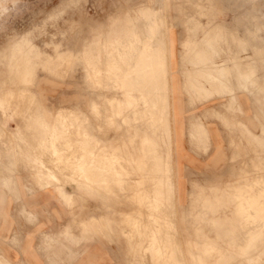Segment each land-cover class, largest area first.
Here are the masks:
<instances>
[{
	"label": "crops",
	"instance_id": "obj_1",
	"mask_svg": "<svg viewBox=\"0 0 264 264\" xmlns=\"http://www.w3.org/2000/svg\"><path fill=\"white\" fill-rule=\"evenodd\" d=\"M255 1L253 0L254 11H257L261 9V7L257 5L258 0ZM210 2L211 4L213 2L212 5L214 8H211L210 6L212 5H209L207 9L211 8L216 11V1L210 0ZM167 7L168 0H166V12ZM146 8L147 6L144 5L142 11ZM146 10H148V8ZM210 10H208V15L211 16L212 24L201 33H199V31L198 33L195 32L193 35L190 34L183 40L180 36L179 29H177L179 27L175 28L176 30L173 32L172 37L170 29H168L167 62H164L166 59L164 56H161L162 54H166L165 51L164 53L162 52V54L152 52L154 50L153 46L158 45L159 48L162 49L164 46L162 45L164 43L163 39L159 38L163 36L162 33L165 32L163 23H167L164 13L161 15L159 14L163 18L165 17L161 19L162 22L159 20L160 16H156L158 11L151 10L148 12L146 11V13L143 11L144 20L137 19V23L134 22L136 24H132L131 22L129 26L125 25V28L123 26L124 33H118L116 30V33H110L106 38V59L110 61L107 63L110 67V71L112 66L111 60L114 57H118L121 54L123 57H130L135 53L136 45L140 44L142 46L140 50L142 56H140V58L138 57L139 60L137 62L140 66V70L137 68V70H135L136 73L134 72L135 74L130 78L131 80H127L131 83V87L136 85V89L142 92L139 98L134 97L137 101H141V104L139 102L138 106V103L131 99L133 98L132 96L130 97L131 94H126V100L123 101L110 97V102L117 104L121 110L124 108L123 105L129 108L138 106L141 110L136 113L134 112L135 115L133 120H140L143 122L146 120V122H144L145 127H143L141 133H139V127H136V135L134 137L137 136L139 138V148L138 155L134 157V160L141 175L139 178H136L138 188L136 189L137 194L135 195L138 203L145 206L147 211L143 212V208H140L138 214L124 213L126 215L124 220L127 221L132 228H130L131 230H125L126 232L122 229L121 231L128 243H130V251L134 252L135 250H140L142 247H146V253L151 251L154 258L153 264H160L158 263L160 250L162 252V257L165 254L162 249L155 244L156 235L152 233L145 218L149 221H155L158 224L156 229L158 232L160 231L158 228L160 227L159 219L162 216L159 210V195L161 192L159 180L162 179L159 171L167 169V166L170 164V178L172 181V150L174 166L176 168L175 181L177 182L178 192L183 195L184 200L187 195L192 193V185L194 183L203 185L207 179L208 172L213 169L215 170L216 176L222 177L225 183H228L229 180H233L234 177L238 179L239 185L235 186L237 192L251 193V196L246 199L248 207L243 204L241 207H239V205L237 206V210L242 211L244 217L248 219L254 218V213H247L250 205L252 206L251 209L254 208L264 212V62L260 64L263 66V72L261 91H258L255 86L254 61V59L264 60V54L261 52V50H263L262 44L264 46V38L262 37L260 39L255 35L253 36L255 15L252 4L250 10L248 7L246 11H241V13L237 12L234 17L237 19L236 24L229 27L221 23L218 25L214 24L212 20H214L216 14H214V12L213 15L210 14L212 13ZM201 12L205 13V11ZM147 13H150L151 16L149 14L147 15ZM143 21L148 23L145 25ZM157 21H160L162 24L159 23L162 26ZM140 22L145 25L141 30L139 29V27H142ZM149 23L151 27L148 26ZM137 24L140 26L138 27ZM217 26H219V28ZM147 27L150 29L156 27L158 29L157 33L159 37H156H158L159 41L162 40V44L158 43V40H154L156 42V44H154L155 42L152 41L154 37L153 34L148 33L152 31H150L149 28L146 31L145 28ZM159 28L161 31L163 29V31L161 32ZM138 30L141 32L138 33ZM142 32H144V36L146 35L145 37L139 36L143 35ZM159 32H161L162 35H160ZM225 35H227V38ZM210 36L217 41L211 39ZM221 39H223V41ZM226 39H228V42ZM87 40L89 39L87 38L85 41ZM147 40L150 42L146 43L145 41ZM213 42L214 45L212 44ZM26 44H32L34 51L37 52V56L39 57L38 61H36V71L39 65L42 66L43 69L53 70L52 65L57 60L66 59L73 55L72 52H70L71 50L67 51L65 49L57 50L56 55L46 53L35 43L30 33H23L13 39L8 51L0 52V61L7 67L10 74L8 80L10 81L30 82L34 79L36 73L35 67L32 66V61L36 59L32 60L31 51L28 48L25 49ZM219 45H221V47L220 49L218 48V53L220 50L221 51L219 54L220 57L217 59V57L215 58V54L217 53V46L219 47ZM123 48L125 50H123ZM147 49H150V51ZM83 50L84 48L81 50V54ZM213 51L215 52L213 53ZM160 56L163 57L164 60ZM145 58L149 62H147ZM155 58H158V64H162L157 65ZM123 60H125L126 63V59L124 58ZM128 60H131V58ZM225 61L226 63L222 65ZM150 67L156 69L152 71ZM161 67L162 69L160 72L159 70ZM126 69H128L127 66L125 71ZM155 70L159 71V73L156 71L159 76L157 73L155 74ZM33 71L34 75L32 76ZM142 72L146 74L144 75ZM165 74L167 76H165ZM156 75L158 79H156ZM134 76L138 79H133ZM160 76L164 79L163 83L161 82L162 78ZM144 77L148 80L146 81ZM148 77L151 81H149L150 79ZM155 79H160L159 84ZM139 80L140 82H138ZM0 81L4 82L3 79H0ZM148 81L150 83H148ZM159 85H164L162 88L164 91L161 90ZM140 86L146 91L144 92ZM17 87L21 93L25 91V88L22 86ZM1 88V93L3 94H0V139L6 135V123L4 118L7 115L8 109L13 105L11 97L16 90L10 87ZM149 91L152 92L150 93ZM169 91L172 138L171 132L169 131L171 130V121L165 117L169 105ZM139 92L136 91L134 93ZM148 97L150 100H148ZM166 99H168V101ZM92 100L93 99H91V106L93 107L94 101ZM166 101L168 103H166ZM162 113H165V116H163ZM136 114L139 116L137 117ZM74 115H80L82 119L88 121L87 126L90 130V138H94L93 135L98 126L91 124L88 117L82 113L75 112ZM29 117H31V125L24 126L20 124L15 129L11 130V135L18 140L24 141L25 144H29V137L35 140L33 144L31 143L30 147L24 150V154L28 157L30 164L33 166L32 169L35 171L37 182L40 187L29 180L30 171L27 170L19 171L13 175L8 172L6 174H0L1 177H12L14 179L13 186H8L7 188L0 187V264H123L120 260H123V251L126 253V245L124 247L119 245L117 252L114 248L107 246L104 241L98 238L92 240L84 239L85 235L82 234V231L83 233L89 231V226L94 225L95 227H100L98 225L96 226V221L105 217V215H91L89 221H83V219L80 222L82 230L78 229L76 224H74L72 213L77 210L70 206L74 201V191H72L69 186H65L59 173H57L60 171L57 169L62 162L66 163V165L72 169L74 161H68L69 158H64L66 154H70L69 151H64V148L65 145H73L76 143V140L72 143L70 139L61 138L64 129L62 122L54 123L40 112L33 113L29 115ZM153 117H155L157 121L154 120ZM161 127L166 128L167 139L165 132L164 136H158L155 131L156 128L159 129ZM152 129H154V131H151ZM117 138L118 136L112 137L106 142V186H108L111 181H115L118 182L122 188H125V185L122 183L124 182L127 184L129 181L128 177L123 176L121 170V168L124 167L120 161V158H122L120 155L122 148L116 143ZM115 149L119 151L115 152ZM56 152L60 153L58 157L56 156ZM46 154L50 155L49 162L43 157V155ZM234 157H238L237 160L239 161L233 163ZM148 163L151 164V166ZM255 163H257L259 168H262L261 174L260 170H258L259 172H257L258 174L256 175ZM72 172L73 173L68 175L67 178H70L77 187L88 192H94L100 197L102 196L98 191L85 188L83 185L84 182L80 181L81 177L75 176L73 170ZM108 173L110 175L109 177L107 176ZM255 177L258 178L259 182L260 177H262L261 196H252L255 193L254 190H252L254 188ZM145 179L151 181L152 187L145 189L140 187ZM3 183L4 185H9L8 181L5 179ZM162 193L164 194L165 191ZM256 193H260V189L256 191ZM184 206H186L185 202ZM114 220L115 218L113 216H106V228L110 230V232L114 229L111 225ZM135 236L138 238V243L134 245L135 241L132 240ZM226 240L227 239H225V241ZM145 241L147 245H144ZM152 241L154 243H152ZM237 241H239V239H237Z\"/></svg>",
	"mask_w": 264,
	"mask_h": 264
},
{
	"label": "rangeland",
	"instance_id": "obj_2",
	"mask_svg": "<svg viewBox=\"0 0 264 264\" xmlns=\"http://www.w3.org/2000/svg\"><path fill=\"white\" fill-rule=\"evenodd\" d=\"M161 1L0 0V52L8 51L10 43L19 35L30 33L35 43L46 53L56 55L57 50L65 49L71 50L70 52L73 54L66 59L57 60L52 65L53 70L43 69L39 65L36 71V61L39 57L34 51L33 45L26 44L25 49L28 48L31 51L32 60L36 59L32 61L36 74L30 82L8 80L10 74L6 65L0 61V79L4 80V82L0 81V94H3L1 87L16 89L11 97L13 105L8 109L4 118L6 135L0 139V174L8 172L13 175L19 171L27 170L30 171L29 180L40 187L35 171L32 169L33 166L24 154V150L30 147L35 140L29 137V144H25L24 141L14 138L11 135V130L20 124L30 126L31 117L29 115L39 112L54 123L62 122L64 129L61 138L70 139L72 143L76 140V143L65 145L64 148V151L70 152L64 158H69L68 161H74L72 169L64 162L60 163L57 169L60 171L58 173L65 186H69L74 191V201L70 205L77 210L72 213L74 224L82 230L80 222L83 219V221H89L91 215H105L96 221V225L99 224L100 227L89 226V231L86 233L82 231V234L85 235L84 239L98 238L104 241L107 246L114 248L117 252L119 245L122 247L126 245V253L123 251L126 257L123 255V260H120L123 264H153L154 262L151 252H145L146 247H142L136 252L130 251L129 243L121 231V229L125 231L131 228L128 222L124 220L125 214H138L140 208H143V212L147 211L145 206L138 203L135 195L138 188L136 178L141 175L134 160V157L138 155L139 148V138L134 137L136 127H139V133H141L146 120L144 122L133 120L135 113L141 110L138 107L141 101H137L134 97L139 98L141 93L131 87V83L127 81L131 80L130 78L136 73L137 68L139 70L140 66L137 62L142 54L140 52L141 45H136V51L131 53L130 57H123L122 54L114 57L111 60L110 71V67L107 65L110 61L106 59V38L110 33H116V30L118 33H124L123 26L125 28V25L129 26L131 22L136 24L137 19L144 20L143 12H141L144 5L148 9H156L160 15L163 11L167 20V23H164L165 32H163L166 47L162 49L156 45L151 51L160 54L165 51L166 54H162V56L168 61V29H170L172 37L175 28L179 27L177 29L180 31V36L185 40L188 35H193L198 31L201 33L212 24L207 10L210 3L207 0H168L167 12L166 0ZM215 1L217 8L216 11H212L216 15L212 21L214 24L221 23L227 27L236 24L237 19L234 17L237 12L246 11L248 7L250 10L252 4L255 15L253 36L264 38V0L257 1V5L261 7L257 11H254L253 0ZM200 11H205V13ZM151 29L153 33L150 34L154 36L152 41L157 40L158 29L156 27ZM87 38L89 40L85 41ZM262 48L261 52L264 54L263 44ZM219 54L220 51L215 54V58L218 59ZM256 57L258 56L256 55ZM129 58L131 60H128ZM254 61L255 86L256 90L261 91L263 66L260 64L264 60L254 59ZM126 66L128 69L125 71ZM33 75L34 71L32 72ZM17 86H22L25 91L21 93ZM136 91L139 93H134ZM126 94H131L130 97H133L131 99L138 103V106L129 108L123 105L122 111L118 105L110 102V97L122 101L126 100ZM168 95L169 105L166 110V117L171 121L170 91ZM91 99L94 101L93 107L91 106ZM143 106L145 107L144 104ZM75 112L87 116L91 124L98 126L95 129L94 138H90L88 121L82 119L80 115H74ZM162 115L165 116V113ZM136 116L139 115L136 114ZM155 131L158 136H164L165 132L167 139L166 128H156ZM170 132L172 138V121ZM115 136H118L116 143L122 148L120 161L124 167L121 170L123 176L128 177L129 181L127 184L122 183L125 188H122L115 181H111L106 186V142ZM118 151L115 149V152ZM58 154L60 155L56 152L57 157ZM43 157L48 162L50 161L49 154L43 155ZM237 158H233V163L239 161ZM172 164V181L170 164L167 169L159 171L162 179L159 182L161 190L159 210L162 216L159 219L160 227L158 228L160 231L155 229L158 225L155 221H149L145 218L152 233L156 235L155 244L165 254L162 257L160 251L158 262L160 264H264V212L251 209L252 206L250 205L247 213H254V218L248 219L243 216L242 211L237 210L238 205L241 207L243 204L248 207L246 199L251 196V193L237 192L235 186L239 185L238 179L234 177L233 180L225 183V180L220 176L217 177L215 170L212 169L208 172L204 184L194 183L192 193L187 195L184 200L183 195L178 192L175 181L176 168L173 150ZM72 170L75 176L81 177L80 180L84 182L85 188L98 191L102 196L77 187L70 178H67L73 173ZM255 170L256 175L258 170H260V174L262 173V168H259L257 163H255ZM107 176H110L109 173ZM4 179L8 181L9 185H4ZM13 185L14 179L12 177L0 176V187L7 188ZM140 187L144 189L152 187L151 181L143 180ZM261 187L262 177H260V182L255 177L254 188L252 189L255 193L252 196H261ZM259 189L260 193H256ZM184 202L186 206H184ZM106 216L115 218L111 223L114 228L111 232L106 228ZM225 239L227 240L225 241ZM132 241H135V245L138 243V238L135 236ZM154 242L152 241V243ZM146 244L145 241L144 245Z\"/></svg>",
	"mask_w": 264,
	"mask_h": 264
},
{
	"label": "bare ground",
	"instance_id": "obj_3",
	"mask_svg": "<svg viewBox=\"0 0 264 264\" xmlns=\"http://www.w3.org/2000/svg\"><path fill=\"white\" fill-rule=\"evenodd\" d=\"M154 1H155V0H154ZM158 1H159V0H158ZM160 1H161V0H160ZM162 1H163V0H162ZM162 1H161V2H162ZM254 1H255V0H254ZM151 2H152V1H151ZM208 2L210 3V5L213 4V2H212V4H211L210 0H209ZM255 2H256V1H255ZM163 3H164V2H163ZM150 4H151V3H150ZM160 4H161V3H160ZM160 4H159V5H160ZM157 5H158V4H157ZM163 5L165 6V4H163ZM160 7H161V6H160ZM210 7H211V8H214L213 5L210 6ZM161 8H164V7H161ZM146 9H147V8H146ZM146 9L143 10V11H145V13H146V11H147V12H148V11H151V9H150V10H149V9L146 10ZM164 9H165V8H164ZM203 9H204V8H203ZM155 10H156V9H155ZM155 10H154V11H155ZM162 10H163V9H162ZM207 10H209V9H207ZM211 10H214V9H211ZM211 10H210V12H212V13H210V14L213 15V12H214V11H211ZM215 10H216V9H215ZM139 11H140V10H139ZM143 11H142V12H143ZM154 11H153V13H154ZM156 12H157V11H156ZM156 12H155V13H156ZM200 12H201V11H200ZM203 12H204V11H203ZM208 12H209V11H208ZM153 13H152V17H153ZM160 13H161V10H160ZM162 13H163V11H162ZM148 14L151 16L150 13H147V15H148ZM203 14H204V13H203ZM214 14H215V13H214ZM143 15H144V12H143ZM157 15L160 16V15H159V12H158V14H156V16H157ZM152 17H151V18H152ZM210 17H211V16H210ZM154 18H155V17H154ZM164 18H165V17H164ZM164 18L160 16L159 20L164 19ZM155 19H156V18H155ZM257 19H258V18H257ZM259 20H260V19H259ZM161 21H162V20H161ZM157 22L159 23L160 21H157ZM162 22H163V21H162ZM164 22H165V20H164ZM143 23L146 25V23H148V22L145 23V22L143 21ZM155 23H156V22H155ZM160 23H161V22H160ZM160 23H159V24H160ZM132 24H133V23H132ZM139 24H140V23H139ZM139 24H137L138 27L142 24V22H141L140 25H139ZM144 24L141 25V26H142L141 28L139 27L140 30H141L143 27H145ZM152 24H153V23H152ZM161 24H162V23H161ZM161 24H160V25H161ZM163 24H164V23H163ZM217 25H218V24H217ZM148 26L151 27L150 23H149ZM161 26H162V25H161ZM159 27H160V26H159ZM217 27L219 28V26H217ZM148 28H149V27L145 28L146 31L148 30ZM135 29H136V27H135ZM135 29H134V30H135ZM159 29H160V28H159ZM210 29H211V28H210ZM221 29H222V28H221ZM132 30H133V29H132ZM149 30L151 31L150 28H149ZM143 31H144V29H143ZM160 31H161V29H160ZM162 31H163V29H162ZM162 31H161V32H162ZM164 31H165V30H164ZM211 31H212V30H211ZM218 31H219V30H218ZM218 31H217V32H218ZM136 32H137V31H136ZM140 32H141V31L138 30V33H140ZM144 32H145V31H144ZM144 32H142L143 35H139V36H141V37L144 36ZM157 32H158V31H157ZM161 32H159L160 35L163 34V33L161 34ZM217 32H216V33H217ZM148 33H153V32H148ZM205 33H206V32H205ZM136 34H137V33H136ZM146 34H147V32H146ZM222 34H223V33H222ZM136 36H138V35H136ZM145 36H146V35H145ZM145 36H144V37H145ZM188 36H189V35H188ZM225 36H226V38H227V35H225ZM231 36H232V35H231ZM249 36H250V35H249ZM158 37H159V35H158ZM158 37H157V38H158ZM162 37H163V36H160L159 38H160V39H163V41H164V38H162ZM210 37H211V36H210ZM220 37H221V35H220ZM155 38H156V37H155ZM223 38H224V37H223ZM232 38H233V37H232ZM205 39H206V37H205ZM208 39H209V38H208ZM211 39H215V38H212V37H211ZM211 39H210V40H211ZM224 39H225V38H224ZM233 39H234V38H233ZM233 39H230V40H233ZM260 39H261V38H260ZM150 40H152V39H150ZM157 40H158V41H157ZM157 40H156V41H157L158 43H161V41H162V40L159 41V39H157ZM188 40H189V39H188ZM210 40H207V41H210ZM221 40L223 41V39H221ZM226 40H227V42H228V39H226ZM140 41H141V40H140ZM214 41H217V40L215 39ZM219 41H220V40H219ZM222 41H221V43H222ZM145 42L147 43L148 40L145 41ZM145 42H144V44H145ZM149 42H150V41H149ZM149 42H148V43H149ZM154 42H155V41H154ZM229 42H230V41H229ZM135 43H136V42H135ZM152 43H153V42H152ZM158 43H157V44H158ZM162 43H163V42H162ZM162 43H161V44H162ZM165 43H166V42H164L162 45H164ZM210 43H211V42H210ZM210 43H209V44H210ZM218 43H219V42H218ZM230 43H231V42H230ZM117 44H118V43H117ZM130 44H131V43H130ZM130 44H129V45H130ZM141 44H142V43H141ZM154 44H156V42H155ZM161 44H159V45H161ZM212 44L214 45V42H213ZM226 44H228V43H226ZM145 45H146V44H145ZM145 45H144V46H145ZM151 45H152V44H151ZM162 45H161V46H162ZM205 45H206V40H205ZM216 45H218V44H216ZM224 45H225V44H224ZM122 46H123V45H122ZM125 46H126V45H125ZM138 46H139V45H138ZM157 46H158V45H157ZM164 46H165V45H164ZM164 46H163V48H164ZM196 46H197V45H196ZM210 46H211V45H210ZM127 47H128V46H127ZM147 47H149V46H147ZM155 47H156V46H155ZM158 47H159V46H158ZM165 47H166V46H165ZM212 47H213V46H212ZM214 47H215V46H214ZM220 47H221V45H219V47L217 46V53H218V50L220 49ZM228 47L230 48L229 45H228ZM20 48H22V47H20ZM150 48H151V47H150ZM218 48H219V49H218ZM222 48H223V47H222ZM141 49H142V46H141ZM143 49H144V48H143ZM151 49H152V48H151ZM155 49H156V48H155ZM193 49H194V48H193ZM215 49H216V48H215ZM215 49H214V50H215ZM230 49H231V48H230ZM123 50H124V48H123ZM147 50H150V49H147ZM18 51H19V50H18ZM20 51H21V50H20ZM220 51H221V50H220ZM144 52H145V50H144ZM157 52H158V51H157ZM214 52H215V51H213V53H214ZM163 53H164V52H163ZM196 53H197V52H196ZM204 53H206V52H204ZM217 53H216V54H217ZM233 53H234V52H233ZM157 54H160V53H157ZM157 54H155V55H157ZM144 55H145V54H144ZM146 55H147V54H146ZM151 55H152V54H151ZM155 55H154V56H155ZM141 56H142V55H141ZM152 56H153V55H152ZM158 56H159V55H158ZM161 56H162V55H161ZM161 56H160V57H161ZM198 56H199V55H198ZM198 56H197V57H198ZM232 56H233V55H232ZM255 56H256V55H255ZM147 57H148V56H147ZM150 57H151V56H150ZM155 57H156V56H155ZM207 57H208V56H207ZM210 57H211V56H210ZM210 57H209V59L211 60L212 57H211V58H210ZM229 57H230V56H229ZM135 58H136V57H135ZM158 58H159V57H158ZM158 58H157V59H158ZM161 58H163V57H161ZM226 58H227V57H226ZM149 59H150V58H149ZM157 59L155 58V60H156V62H157V65H161L162 63L158 64L159 62L157 61ZM165 59H166V58H165ZM227 59H228V58H227ZM239 59H240V58H239ZM145 60H146V58H145ZM150 60H151V59H150ZM159 60H160V59H159ZM163 60H164V58H163ZM203 60H204V59H203ZM212 60L214 61L213 58H212ZM146 61L149 62L148 60H146ZM151 61H152V60H151ZM151 61H150V63H151ZM213 61H212V62H213ZM233 61H234V60H233ZM153 62H154V61H153ZM156 62H155V64H156ZM160 62H161V60H160ZM164 62H167V60H165ZM214 62H215V61H214ZM227 62H228V60H227ZM150 63H149V64H150ZM199 63H201V62H199ZM199 63H198V64H199ZM224 63H226V61L223 62L222 65H224ZM155 64H154V66H155ZM164 64H165V63H164ZM114 65H115V64H114ZM146 65H147V63H146ZM210 65H211V63H210ZM148 66H150V65H148ZM154 66H153V67H154ZM163 66H164V65H163ZM200 66H201V65H200ZM212 66H213V65H212ZM216 66H217V65H216ZM164 67H166V66H164ZM222 67H224V66H222ZM103 68H104V67H103ZM150 68H151V67H150ZM157 68H158V67H157ZM245 68H246V67H245ZM92 69H93V68H92ZM151 69H152V68H151ZM154 69H156V68H154ZM154 69H152V71H153ZM161 69H162V67H161L160 70H159L160 72H161ZM165 69H166V68H165ZM207 69H208V68H207ZM224 69H225V68H224ZM136 70H137V69H136ZM139 70H140V69H139ZM166 70H167V69H166ZM166 70H165V71H166ZM201 70H202V69H201ZM205 70H206V69H205ZM217 70H218V69H217ZM220 70H221V69H220ZM227 70H228V69H227ZM238 70H239V69H238ZM150 71H151V70H150ZM156 71L159 73L158 70H155V71H154L155 74L157 73ZM163 71H164V69H163ZM223 71H224V70H223ZM223 71H222V72H223ZM240 71H241V70H240ZM242 71H243V70H242ZM138 72H139V71H138ZM143 72H144V71H143ZM143 72H142V73H143ZM220 72H221V71H220ZM220 72H219V74H220ZM226 72H227V71H226ZM142 73H141V74H142ZM158 73H157V75H158ZM165 73H166V72H165ZM212 73H213V72H212ZM228 73H229V72H228ZM143 74H144V73H143ZM145 74H146V73H145ZM145 74H144V75H145ZM223 74H224V73H223ZM223 74H222V75H223ZM225 74H226V73H225ZM138 75H139V73H138ZM147 75H148V74H147ZM147 75H146V76H147ZM157 75H156V77H157L156 79H158V76H159V75H158V76H157ZM160 75H161V74H160ZM162 75H163V74H162ZM201 75H202V74H201ZM220 75H221V74H220ZM228 75H229V74H228ZM246 75H247V74H246ZM139 76H140V75H139ZM165 76H167V75L165 74ZM249 76H250V75H249ZM160 77H161V76H160ZM163 77H164V75H163ZM242 77H243V76H242ZM112 78H113V77H112ZM144 78H145V77H144ZM148 78H149V77H148ZM152 78H153V76H152ZM161 78H162V77H161ZM250 78H251V77H250ZM134 79H136V78L134 77ZM137 79H138V78H137ZM145 79H146V78H145ZM145 79H144V80H145ZM149 79H150V78H149ZM156 79H155V80H156ZM225 79H226V78H225ZM118 80H119V79H118ZM147 80H148V79H146V81H147ZM163 80H164V79L162 78V79H161V82H162V83L164 82ZM253 80H254V78H253ZM149 81H151V79H150ZM149 81H148V83H150ZM156 81H158V84H159L160 79H159V80H156ZM165 81H166V80H165ZM167 81H168V80H167ZM244 81H245V80H244ZM138 82H140V80H139ZM144 82H145V81H144ZM161 82H160V84H161ZM248 82H249V81H248ZM148 83H147V84H148ZM153 83H154V82H153ZM156 83H157V82H156ZM145 84H146V83H145ZM243 84H244V83H243ZM245 84H246V83H245ZM142 85H143V84H142ZM135 86H136V85H135ZM135 86H134V88L136 89L137 86H136V87H135ZM163 86H164V85H162V86L159 85V87L161 88V90L164 91V89H162ZM141 87H142V86H140V88H141ZM144 87H145V86H144ZM147 87H149V86H147ZM151 87H152V86H151ZM157 87H158V86H157ZM157 87H155V88H157ZM140 88H139V89H140ZM160 88H159V89H160ZM141 89L143 90V88H141ZM159 89H157V90H159ZM166 89H167V87H166ZM136 90H138V89H136ZM147 90H148V89H147ZM157 90H156V92H157ZM139 91H140V90H139ZM143 91L145 92L146 90H143ZM152 91H153V90H152ZM152 91H149V92L151 93ZM163 91H161V92L164 93ZM130 92H131V91H130ZM158 92H159V91H158ZM161 92H160V94H161ZM140 93H142V92L140 91ZM166 93H167V92H166ZM153 94H154V93H153ZM156 94H157V93H156ZM151 97H152V95H151ZM146 99H147V98H146ZM146 99H145V100H146ZM154 99H155V98H154ZM16 100H17V99H16ZM148 100H150L149 97H148ZM166 100L168 101V99H166ZM167 101H166V103H168ZM131 103H132V102H131ZM133 103H134V102H133ZM152 103H153V98H152ZM19 104H20V103H19ZM116 105H117V104H116ZM131 105H132V104H131ZM133 105H134V104H133ZM153 105H154V104H153ZM162 105H163V104H162ZM163 106H164V105H163ZM166 106H167V105H166ZM146 107H148V106H146ZM149 107H150V106H149ZM151 108H152V106H151ZM12 109H13V108H12ZM150 110H151V109H150ZM155 110H156V109H155ZM165 110H166V109H165ZM147 111H148V110H147ZM151 111H152V110H151ZM153 111H154V110H153ZM18 112H19V111H18ZM145 113H146V112H145ZM149 113H150V111H149ZM152 113H153V112H152ZM152 113H151V114H152ZM154 114H155V113H154ZM154 114H153V115H154ZM156 114H157V113H156ZM153 115H151V116H153ZM141 116H142V115H141ZM165 117H166V116H165ZM145 119H146V118H145ZM153 119L156 120L155 117H153ZM137 121H138V120H137ZM156 121H157V120H156ZM152 122H153V121H152ZM165 124H166V123H165ZM155 125H156V123H155ZM155 125H154V126H155ZM168 126H169V124H168ZM71 129H72V128H71ZM167 129H168V128H167ZM2 130H3V129H2ZM2 130H1V131H2ZM169 131H170V130H169ZM146 141H147V140H146ZM143 145H144V144H143ZM147 145H148V144H147ZM49 146H50V145H49ZM51 146H52V145H51ZM146 147H147V146H146ZM71 150H72V149H71ZM76 152H77V151H76ZM65 154H66V153H65ZM76 154H77V153H76ZM153 154H154V153H153ZM153 154H152V155H153ZM85 155H86V154H85ZM77 156H78V155H77ZM103 156H104V155H103ZM149 156H151V155H149ZM4 157H5V156H4ZM101 157H102V156H101ZM11 159H12V158H11ZM147 159H149L148 156H147ZM86 160H87V158H86ZM151 160H152V158H151ZM56 161H57V160H56ZM61 162H62V161H61ZM75 162H76V160H75ZM150 163H151V162H150ZM55 164H56V162H55ZM96 164H97V163H96ZM148 164H149V163H148ZM59 165H60V164H59ZM98 165H99V164H98ZM124 165H125V164H124ZM149 165L151 166V164H149ZM49 166H50V165H49ZM57 166H58V165H57ZM142 166H144V165H142ZM145 166H146V165H145ZM147 166H148V165H147ZM150 166H149V167H150ZM53 167H54V166H53ZM58 167H59V166H58ZM68 167H69V166H68ZM172 167H173V166H172ZM40 168H41V167H40ZM90 168H91V167H90ZM124 170H125V169H124ZM151 170H152V169H151ZM43 171H44V170H43ZM89 171H91V170H89ZM149 171H150V170H149ZM149 171H148V173H149ZM96 172H97V171H96ZM172 172H173V170H172ZM57 173H58V172H57ZM100 174H101V173H100ZM100 174H99V175H100ZM168 174H169V173H168ZM78 175H79V174H78ZM153 175H154V174H153ZM42 177H43V176H42ZM52 177H53V176H52ZM86 178H87V177H86ZM61 179H62V178H61ZM87 179H88V178H87ZM90 179H92V178H90ZM80 181H81V180H80ZM96 181H97V180H96ZM159 181H160V180H159ZM39 182H40V181H39ZM57 183H58V182H57ZM152 183H153V182H152ZM144 186H145V185H144ZM155 191H156V190H155ZM155 193H156V192H155ZM142 195H143V194H142ZM144 195H145V194H144ZM138 196H139V195H138ZM144 198H145V197H144ZM146 199H147V198H146ZM144 200H145V199H144ZM152 200H153V199H152ZM145 202H146V201H145ZM154 204H155V203H154ZM149 205H150V204H149ZM243 214H244V213H243ZM131 216H132V215H131ZM129 218H130V217H129ZM144 218H145V216H144ZM158 219H159V218H158ZM238 220H239V219H238ZM107 221H108V220H107ZM261 222H262V221H261ZM139 223H140V222H139ZM248 223H249V222H248ZM98 225H99V224H98ZM144 225H145V224H144ZM96 226H97V225H96ZM256 227H257V226H256ZM131 228H132V227H131ZM258 228H259V227H258ZM155 229H156V228H155ZM129 230H130V229H129ZM262 230H263V229H262ZM125 232H126V231H125ZM136 232H137V231H136ZM148 232H149V231H148ZM150 232H151V231H150ZM127 233H128V232H127ZM137 233H138V232H137ZM125 234H126V233H125ZM138 235H139V234H138ZM71 236H72V235H71ZM147 236H148V234H147ZM150 236H151V235H150ZM138 237H139V236H138ZM139 238H140V237H139ZM129 240H130V239H129ZM178 240H179V239H178ZM129 242H130V241H129ZM148 242H149V241H148ZM129 244H130V243H129ZM151 244H152V243H151ZM146 245H147V244H146ZM131 246H132V245H131ZM133 246H134V245H133ZM148 247H149V246H148ZM144 248H145V247H144ZM144 248H143V249H144ZM213 248H214V247H213ZM254 249H255V248H254ZM135 251H137V250H135ZM135 251H134V252H135ZM160 251H161V250H160ZM147 252H148V251H147ZM150 252H151V251H150ZM155 254H156V253H155ZM154 256H155V255H154ZM159 256H160V255H159ZM159 258H160V257H159ZM184 258H185V257H184ZM153 259H154V258H153ZM162 262H163V261H162ZM183 262H184V261H183ZM158 263H160V262H158ZM167 264H168V263H167Z\"/></svg>",
	"mask_w": 264,
	"mask_h": 264
}]
</instances>
